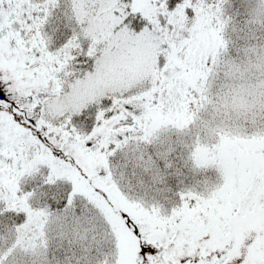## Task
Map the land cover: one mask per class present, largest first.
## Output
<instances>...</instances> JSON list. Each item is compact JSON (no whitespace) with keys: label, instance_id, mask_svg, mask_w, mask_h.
<instances>
[{"label":"snow or ice","instance_id":"snow-or-ice-1","mask_svg":"<svg viewBox=\"0 0 264 264\" xmlns=\"http://www.w3.org/2000/svg\"><path fill=\"white\" fill-rule=\"evenodd\" d=\"M0 264H264V0H0Z\"/></svg>","mask_w":264,"mask_h":264}]
</instances>
